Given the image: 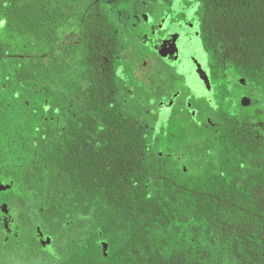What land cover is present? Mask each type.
I'll use <instances>...</instances> for the list:
<instances>
[{
	"label": "flooded vegetation",
	"instance_id": "flooded-vegetation-1",
	"mask_svg": "<svg viewBox=\"0 0 264 264\" xmlns=\"http://www.w3.org/2000/svg\"><path fill=\"white\" fill-rule=\"evenodd\" d=\"M2 1H34L37 6L51 2L54 24L63 21L56 27L55 54L49 61L43 60L36 45V75L47 68V77L36 80V90L17 96L24 105L21 116L29 112L28 123L1 133L0 182L10 189L0 193L4 198L0 208L7 210L2 213L6 231L0 222L4 233L0 251L9 249L22 256L45 253L48 257L43 260L51 261L53 254L47 250L51 239L42 244L48 235L42 215L63 192L68 197L84 195L88 205V183L78 179L89 176V154L102 150L104 143H119L104 138L110 127L105 111L111 107L123 109L135 121L140 115L150 150L167 164L166 185L175 189L189 188L204 172H220L230 157L242 156V163H257V170L264 171V72L219 39L207 23L202 0ZM84 32L103 34L98 38L104 45L98 61L81 63L74 58L72 49ZM132 61L141 66L144 80L137 79ZM88 76L102 84L96 109L91 106L94 91ZM45 85L52 90L43 92ZM35 94L40 104L31 100ZM39 110L41 119L29 123ZM151 129L164 136L160 150L150 138ZM198 156L213 165L212 170L202 168ZM41 162H48L53 189L49 197L40 185ZM75 215L69 219L67 214L61 226L71 229L75 221L88 220L79 214L73 219ZM111 223L120 220H109L107 229H99V236L117 233L122 243L111 251V240L103 239L108 243L103 263H113L112 254L116 258L127 255L119 249L129 237L128 230L109 228Z\"/></svg>",
	"mask_w": 264,
	"mask_h": 264
},
{
	"label": "trees",
	"instance_id": "trees-1",
	"mask_svg": "<svg viewBox=\"0 0 264 264\" xmlns=\"http://www.w3.org/2000/svg\"><path fill=\"white\" fill-rule=\"evenodd\" d=\"M202 4L219 39L264 72V0H202ZM50 11L51 2L37 6L34 1L0 0V92L4 95L18 99L22 92L36 90L30 81L36 75V45L43 60L49 61L63 21L55 25ZM102 36L79 34L74 58L81 63L98 61L104 48L98 39ZM20 44L31 47L26 58L20 54ZM88 80L94 91L91 106L96 109L102 84L93 77ZM41 90L47 93L52 88L45 85ZM10 106L6 100L0 102V120ZM105 115L110 127L104 138L119 143H104L102 150L89 154V176L78 181H87L88 197L102 204V216L120 220L111 223L112 228L128 230L129 237L119 249L127 255L112 254L111 264H212L214 257L233 264H264V171L257 170V163L230 157L220 172H204L189 188L175 189L166 185L167 164L150 150L140 115L135 121L117 106ZM41 174V178L48 175L49 186L48 162ZM9 255V249L0 251V258L9 260Z\"/></svg>",
	"mask_w": 264,
	"mask_h": 264
},
{
	"label": "rangeland",
	"instance_id": "rangeland-1",
	"mask_svg": "<svg viewBox=\"0 0 264 264\" xmlns=\"http://www.w3.org/2000/svg\"><path fill=\"white\" fill-rule=\"evenodd\" d=\"M20 46L22 49V53L20 54L22 57L26 58V56H28L31 51L28 50V47H23L21 44ZM25 50L26 52H24ZM134 65L135 63L132 61L130 66L132 67ZM135 67H136L135 74L137 75V79L144 80V77L141 76L140 73L141 66L138 67V65H135ZM39 72L40 73L38 75H35L34 77L30 78V81L36 84V80L39 81V79L41 78L44 79L48 75L47 68H41V70L39 69ZM3 95L4 94L0 92V102L6 100L7 102L10 103L11 106L9 107V110L6 111L5 114L1 116L0 135L3 132L2 131L3 129L6 130L13 128L15 124H21L22 122L28 123V114H29V112L24 111L25 113L23 114V116H21V112H20L21 102H19V100L13 97H10L9 94L4 95L7 98H4ZM32 99L35 102L34 105L40 104L39 99L41 100V98H38L36 94L35 96H31V100ZM37 113L40 114L38 115L36 114V119L32 115L29 123L32 122L33 124L34 122H37L38 120L41 119L40 117L42 113L41 110L37 111ZM0 137H1L0 139L2 140L3 135ZM163 137L164 136L161 135L160 131L158 132L151 129L150 138H153V140L156 142L157 150H160L161 148L160 139H162ZM161 141L164 142V140ZM197 162L202 166V168L212 170L211 167L213 165L211 164L212 166H210V163L205 162L203 159L199 158V156L197 157ZM43 164L44 162H41V166H43ZM39 174H40V178H39L40 185L41 187L45 188L46 195L49 197L50 192L53 189L51 184H49V186L46 185L45 179L48 175L41 178L42 175L41 171ZM37 177L38 174L36 175V178ZM7 188H9V185L0 182V193H3L10 189ZM53 196L55 197L57 195L54 194ZM59 197L58 198L56 197L57 200L54 203L57 204L58 207L56 206L57 207L56 208L54 207V204L53 205L51 204V206L45 208L44 215H42V219H41L42 221L41 224H43V227L46 229L45 232L48 234L46 235L47 240L42 242V244L45 246L47 243H49L51 239V244L47 248V250H49V252H52L51 254H53V256H51L53 257L51 261L48 262V259L45 261L43 260L45 259L42 258L43 256L48 257V255H44L45 253H41V256L40 253L37 254V256H32V255L22 256L19 255L18 253L12 252V255H9L10 257L9 260L5 259V257L8 256H3V258L2 257L0 258L1 260L5 259L7 261L1 264H39L38 261H40V264H45V263L47 264H111V263L102 262L105 256L104 246L108 244V243L106 244V241L104 240L109 239V242L111 240L110 242L112 246L111 251H115L118 248V246H120L122 243L121 241L122 235L115 233V234H105L102 238L101 236H99V229L100 228L102 230L107 229V225L109 222V220H107L99 212L102 204L99 201L95 203L96 201L93 200L91 201L89 198L88 205L86 206L85 196L79 193L68 197L66 196V192L65 193L63 192L60 193ZM0 199L1 200L4 199L2 197V194L0 196ZM63 202H66V205L61 207ZM4 207L2 206L0 208L2 210V211L0 210L1 223H3V221L6 220L5 216L2 214L7 212V210L4 209ZM67 214L70 215L69 219L70 218L72 219L71 217L72 214L73 215L76 214L75 217H73V219L77 217V214H79V216H83L84 218L86 215L88 220L85 219L83 221L77 220L75 221L76 223L73 224V228L69 229V227L66 226V224L64 226H61L62 222L65 223V220L67 219L66 217ZM52 218H58V220L55 221ZM51 219L54 220L55 223H53ZM111 226L112 225H110L109 228H111ZM2 227L3 226L0 225V241L4 237ZM4 227H5L4 230L6 231L7 226L4 225ZM71 240H77V242H75L76 244L74 245L73 243H71ZM212 264H233V263L232 261H228V260L219 261L216 257H214L212 260Z\"/></svg>",
	"mask_w": 264,
	"mask_h": 264
}]
</instances>
